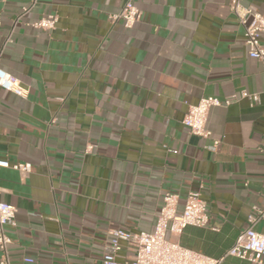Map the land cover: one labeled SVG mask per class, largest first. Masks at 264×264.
I'll use <instances>...</instances> for the list:
<instances>
[{
	"label": "crops",
	"instance_id": "0c3cea01",
	"mask_svg": "<svg viewBox=\"0 0 264 264\" xmlns=\"http://www.w3.org/2000/svg\"><path fill=\"white\" fill-rule=\"evenodd\" d=\"M127 1L141 12L131 27L108 18ZM242 3L264 16V0ZM29 4L0 0V67L26 90L0 88V160L31 164L26 175L0 166V202L17 209L10 263L102 264L112 229L151 231L164 193L180 210L199 191L208 223L178 242L221 264H264L226 255L264 207V67L228 0H35L16 19ZM49 14L52 29L32 26ZM203 96L231 97L209 110V137L181 122ZM134 253L123 243L117 259Z\"/></svg>",
	"mask_w": 264,
	"mask_h": 264
},
{
	"label": "built area",
	"instance_id": "2783aa9c",
	"mask_svg": "<svg viewBox=\"0 0 264 264\" xmlns=\"http://www.w3.org/2000/svg\"><path fill=\"white\" fill-rule=\"evenodd\" d=\"M229 9L236 21L243 28L244 44L250 57L261 61L264 67V16L252 5H245L242 0H228ZM35 0L22 7L20 14L30 10ZM140 10L127 1L117 13L108 15L110 21L120 20L125 27H131L140 17ZM57 21V15L49 14L32 23L33 27L52 29ZM0 88L25 96L26 90L20 85L17 77L0 67ZM257 100L258 95H248ZM231 97L220 100L215 96H203L196 104L189 105L182 118V124L191 134L209 137L206 127L208 112L212 107L228 105ZM93 148L89 144L87 151ZM0 166L12 167L23 175L31 171L29 162L8 163L0 160ZM179 194L168 191L163 195V203L156 215V221L151 231L131 232L121 228L112 229L104 246L102 264H221V258H214L199 251L189 249L176 239L183 230L191 225L204 227L209 220L207 204L199 191H190L185 196L182 208L178 209ZM17 209L14 205L0 202V264H11L8 252L10 237L6 232L7 225H15ZM264 219V207L254 208L248 214L247 225L229 247L226 255L259 263L264 257V231H257L255 224ZM123 243L132 245L135 253L129 261H119L118 251ZM25 262L32 259L25 257Z\"/></svg>",
	"mask_w": 264,
	"mask_h": 264
}]
</instances>
